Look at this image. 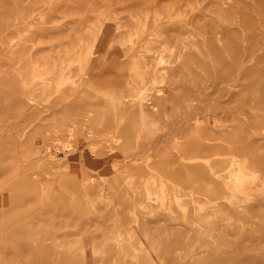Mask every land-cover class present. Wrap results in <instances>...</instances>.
Instances as JSON below:
<instances>
[{
  "label": "rangeland",
  "instance_id": "1",
  "mask_svg": "<svg viewBox=\"0 0 264 264\" xmlns=\"http://www.w3.org/2000/svg\"><path fill=\"white\" fill-rule=\"evenodd\" d=\"M0 264H264V0H0Z\"/></svg>",
  "mask_w": 264,
  "mask_h": 264
},
{
  "label": "bare ground",
  "instance_id": "2",
  "mask_svg": "<svg viewBox=\"0 0 264 264\" xmlns=\"http://www.w3.org/2000/svg\"><path fill=\"white\" fill-rule=\"evenodd\" d=\"M187 33L189 34V35H192V36H196L195 35V31H193L192 30V28H189L188 30H187ZM36 46V45H35ZM178 47H180V48H182V50H183V53L186 51V49H187V43L185 42V41H182V40H180L179 41V45H178ZM64 62H65V59H64ZM22 64V63H21ZM15 66V67H14ZM18 68L19 67V63L17 62V61H14V59H13V62L10 64V67H8V69H12V68ZM81 71V70H80ZM163 73V76L164 77H167L169 74L167 73V72H165V70H163L162 71ZM80 74V73H79ZM163 77V78H164ZM169 77V76H168ZM167 77V78H168ZM69 80H71V78L70 77H65V79H64V81H65V83L66 82H69ZM75 83H77L78 82V79L76 78L75 79V81H74ZM164 82H166V81H164ZM157 84V83H156ZM160 84V83H159ZM164 84V83H163ZM154 85V84H153ZM161 85V84H160ZM159 85V86H160ZM156 86V85H155ZM157 87H158V84H157ZM148 88V87H147ZM158 88H160V87H158ZM155 89H157V88H155ZM161 90V89H160ZM158 91V90H157ZM160 94V93H159ZM159 94H157V95H159ZM163 104V103H162ZM135 106H138V104H136ZM135 106H133V108L135 107ZM146 106V105H145ZM144 106V107H145ZM141 107V106H140ZM149 109V108H148ZM133 110V109H132ZM156 111H157V108H156ZM146 113V112H145ZM151 114V113H150ZM168 118V117H167ZM153 120V119H152ZM153 122V121H152ZM75 124V123H74ZM76 125V124H75ZM155 125H156V123H155ZM75 126H74V128H69V137L70 138H72L73 136H75ZM140 139V138H139ZM230 162H231V167H230V169L232 168H236V171H234L233 173H234V175H236V178L237 179H241V178H243V177H245L246 175H247V170H245V167H247L246 165H244L245 167H243V164H241V163H243L244 161H242V160H240V159H238V158H234V157H232L231 159H230ZM238 164V165H237ZM233 165H235V167H233ZM250 165V164H249ZM250 167H251V165H250ZM238 169H240V170H238ZM252 171V170H251ZM238 172V173H237ZM256 172H258L257 170H256ZM237 173V174H236ZM254 176V175H253ZM251 177V176H250ZM258 177H259V175H258ZM248 178V177H247ZM220 183V182H219ZM141 189V188H140ZM193 194V193H192ZM177 200H178V203H180V202H182L181 201V197H178L177 198ZM208 205V207L209 208H213V205L212 204H207ZM180 207H181V205H180ZM214 208H216V207H214ZM197 210H200V211H202V210H204L205 208H203V207H201L200 209H198V208H196ZM194 216H196V215H194ZM209 217H210V215H208ZM212 218V217H211ZM210 218V219H211ZM207 219V218H206ZM201 220V219H200ZM224 220V219H223ZM207 222V221H206ZM233 222H235V221H233ZM195 223H196V225H197V227H198V229H197V231H204V230H207V231H209L210 229H209V226L207 225V224H205L204 222H201V221H199L197 218H196V220H195ZM237 224V223H236ZM241 226V225H240ZM243 227V226H242ZM193 230V229H192ZM221 230V229H220ZM250 231V230H249ZM187 233V232H186ZM223 233H224V231H223ZM222 232H221V234H223Z\"/></svg>",
  "mask_w": 264,
  "mask_h": 264
},
{
  "label": "crops",
  "instance_id": "3",
  "mask_svg": "<svg viewBox=\"0 0 264 264\" xmlns=\"http://www.w3.org/2000/svg\"><path fill=\"white\" fill-rule=\"evenodd\" d=\"M196 130V129H195ZM192 131V133H191V131H186V134H187V137L189 136V137H192V138H194L195 136V134H196V131ZM182 132H185V130L184 131H182ZM181 143H182V141H180ZM29 180V179H28Z\"/></svg>",
  "mask_w": 264,
  "mask_h": 264
}]
</instances>
